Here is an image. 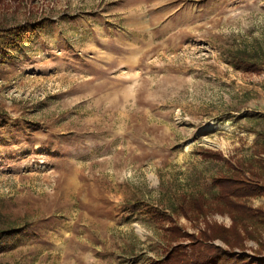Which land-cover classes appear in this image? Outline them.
Instances as JSON below:
<instances>
[{
    "label": "rangeland",
    "instance_id": "1",
    "mask_svg": "<svg viewBox=\"0 0 264 264\" xmlns=\"http://www.w3.org/2000/svg\"><path fill=\"white\" fill-rule=\"evenodd\" d=\"M222 178L264 187V0H0V264H264Z\"/></svg>",
    "mask_w": 264,
    "mask_h": 264
},
{
    "label": "trees",
    "instance_id": "2",
    "mask_svg": "<svg viewBox=\"0 0 264 264\" xmlns=\"http://www.w3.org/2000/svg\"><path fill=\"white\" fill-rule=\"evenodd\" d=\"M232 179V178H231ZM235 181H238V179H234ZM233 182L232 180H225L224 178L218 180V186L222 187V195L221 200L225 201L227 203L233 202V197H243L247 193V191H251L250 193L252 195H260L264 193V187L258 185H250L246 186L247 191L243 190V186L241 184H238L236 182ZM218 239L217 236H211V240ZM220 239V238H219ZM229 246L233 245L230 243V241H225ZM234 247V246H232ZM198 251H200L201 254H203V257H196V253L189 256L184 252L183 250L177 248L175 249L171 255L168 256V259L165 262H162L161 264H213L214 260H217L218 263L214 264H221L223 261L225 262H232L234 258L227 257V255L224 253L223 250H221L218 247H215L213 245H198L197 246ZM210 258V261H205V258ZM245 261V260H243ZM224 264V263H223Z\"/></svg>",
    "mask_w": 264,
    "mask_h": 264
}]
</instances>
